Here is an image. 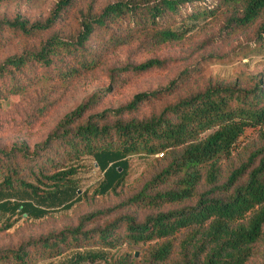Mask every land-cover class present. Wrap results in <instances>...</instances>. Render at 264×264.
Segmentation results:
<instances>
[{
	"label": "trees",
	"instance_id": "obj_1",
	"mask_svg": "<svg viewBox=\"0 0 264 264\" xmlns=\"http://www.w3.org/2000/svg\"><path fill=\"white\" fill-rule=\"evenodd\" d=\"M77 1L59 0L43 22L30 23L16 16L0 21V28L25 36L49 31ZM95 5L90 2L81 11L74 36L52 33L37 48L0 61V100L49 82L52 76L46 70L54 69L62 83L78 78L95 69L108 54L138 39L146 49L178 43L208 17H224L223 30L236 35L264 15V0H116L100 12ZM95 35L100 36V45L93 50L88 42ZM257 35L264 40V23ZM165 63L150 59L128 64L117 72H145ZM263 75L256 76L249 88L238 84L209 86L142 119L126 120L124 116L171 93L179 78L165 88L138 93L126 105L101 116L83 119L87 109L100 100L94 95L66 114L33 149L24 143L0 148V211L9 216L21 213L41 218L47 214L43 205L77 196L74 177L84 157H92L103 174L96 190L99 195L122 187L127 158L143 155L153 158L160 169L125 205L149 210L193 202L148 216L142 222L125 215L101 229L82 231L81 225L67 229L30 242L28 249L22 245L16 251L0 253V262L28 264L33 248L57 256L64 248L86 247L84 243L113 249L127 242L145 246V261L151 264L168 262L177 248L175 264H248L264 242ZM39 101L33 104L29 124L48 112L50 103L45 98ZM106 114L116 121L100 125V118H107ZM252 136L258 137L261 146L224 174V161ZM11 226L8 223L4 229ZM104 254L77 253L61 264H135L131 255L108 260Z\"/></svg>",
	"mask_w": 264,
	"mask_h": 264
},
{
	"label": "rangeland",
	"instance_id": "obj_2",
	"mask_svg": "<svg viewBox=\"0 0 264 264\" xmlns=\"http://www.w3.org/2000/svg\"><path fill=\"white\" fill-rule=\"evenodd\" d=\"M58 1L0 0V21L18 16L30 23L43 22L50 16ZM113 1L116 0H78L62 14L52 29L33 36H25L19 31L1 27L0 61L25 50L37 48L52 33H58L65 38L74 36L79 30L80 13L86 5L94 2L95 10L100 12ZM189 9L192 10L191 7ZM263 23L264 15L250 28L236 35H229L223 30L224 17H208L202 19L181 42L146 49L142 46L143 40L138 39L131 45L105 56L102 63L92 71L65 83L53 73L54 69L46 70L45 72L52 76L49 82L41 83L24 94L0 100V148H10L15 144L24 143L33 149L36 144L46 140L66 114L94 95L100 100L87 109L83 119L101 116L107 110H115L126 105L138 93L165 88L172 80L179 78L177 86L175 85L171 93L143 103L136 112L124 116V119L128 120L159 114L166 106L204 91L209 86L238 84L249 88L256 82V76L264 74V40H259L257 35V30ZM88 44V48L95 50L100 45V36L95 35ZM150 59L166 61L165 66L145 72L123 74L117 72L118 68L128 64L138 65ZM57 66H61L60 63ZM39 98V102L45 98L50 103L48 112L29 124L27 121L32 113L33 104ZM105 116L107 118H100V125L116 121L115 117H108L107 114ZM260 146L257 136L246 140L240 145V151L230 160L224 161L223 173L226 174L229 169L245 161L252 150ZM127 163L125 183L115 192L97 194L96 190L103 179V174L92 157H84L77 164L78 171L74 177L79 189L77 196H72L62 203L43 205L47 214L41 218L21 213L9 216L0 211V253L16 251L22 245L27 246L32 241L55 236L80 225L82 231H92L104 228L125 215H131L142 222L148 216L193 205V202H187L149 210L125 205L124 203L140 191L161 166L155 163L153 158L143 155L128 157ZM8 223H12V226L4 229ZM124 228L122 226L121 232ZM178 241L179 238L178 240L176 238V245L179 244ZM84 246L86 247L79 249L64 248L62 255L57 256L33 248V256L28 264H61L77 253L88 251L103 252L108 260L131 255L135 264H151L145 261L147 253L145 246H132L127 242L113 249H101L99 245L90 243H84ZM178 251L177 248L171 260L163 264H175ZM263 259L264 242L258 246L257 254L248 264H261ZM88 264H103V261Z\"/></svg>",
	"mask_w": 264,
	"mask_h": 264
}]
</instances>
